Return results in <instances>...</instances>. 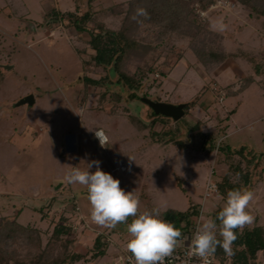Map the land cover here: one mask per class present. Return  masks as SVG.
<instances>
[{"label": "rangeland", "instance_id": "374dc122", "mask_svg": "<svg viewBox=\"0 0 264 264\" xmlns=\"http://www.w3.org/2000/svg\"><path fill=\"white\" fill-rule=\"evenodd\" d=\"M175 1L183 4L181 13L172 23H157L152 15L140 22L131 18L137 8L146 9L147 0H0V220L16 218L43 235L35 249L24 235L6 239L10 258L42 254L61 217L70 229L62 239L73 243L67 264H125L126 225L94 224L87 189L64 180L72 167L86 170L92 161L136 196L135 176L114 170L125 164L126 171L147 173L148 204L140 198V212L184 211L194 204L199 225L223 206L226 196L218 194L217 183L226 177L255 194L249 208L254 220L243 229L264 228V89L257 83L264 76L254 77L247 59L264 63L262 17L237 0ZM86 12L89 20L76 32L72 22ZM122 29L138 44L119 69L142 73L137 89L122 82L113 63L97 66L88 45L92 34ZM211 50L224 53V60L210 62ZM249 76L255 81L235 93ZM29 94L31 108L12 107ZM132 96L186 103L184 115L176 122L151 117ZM131 116L143 128L132 125ZM106 126L109 142L101 148L94 133ZM241 145L250 154L239 151ZM258 156L253 184L245 187L236 169L250 175ZM210 183L216 190L205 189ZM97 237L106 253L92 259ZM216 260L233 264L229 255ZM248 263L264 264V257L258 252Z\"/></svg>", "mask_w": 264, "mask_h": 264}, {"label": "trees", "instance_id": "16d2710c", "mask_svg": "<svg viewBox=\"0 0 264 264\" xmlns=\"http://www.w3.org/2000/svg\"><path fill=\"white\" fill-rule=\"evenodd\" d=\"M254 1H261L260 6L255 5ZM238 4L243 5L244 7L250 8L254 11L259 17H262L261 21V29L264 30V0H237ZM146 10L148 12V16L152 15L157 19H149L154 22H163L167 20L172 23L174 21V15H179L182 11L183 4L175 0H147L146 2ZM262 4V6H261ZM256 6V7H255ZM89 20V13L86 12L80 18H75L72 22L74 29L76 32L82 31L84 27H82L83 23L85 24ZM169 23V24H170ZM137 42L132 38L128 37L125 29L118 30L117 32H97L96 34H92L88 45L94 51V63L97 66H106L113 63V71L117 74L118 77L121 78L122 82L131 89H137L140 86L142 76L143 75H135L132 76L127 75L123 71L119 69L120 63L123 61L126 53L137 47ZM208 57L210 62L219 63L224 60L225 54L218 53L214 51L208 52ZM243 56L245 54L242 52ZM117 55V56H116ZM198 60L206 65V61H204L198 54L195 55ZM252 67V72L256 76L264 75V63L255 61L254 58H247ZM245 83L243 86H240L235 93L245 89L251 82H253V78L251 76L247 77L243 80ZM86 82L92 83L93 85L97 84L96 81L86 80ZM262 88H264V83H262ZM194 101V100H193ZM192 101V102H193ZM191 102V103H192ZM130 122L136 126L143 128V123L135 117H129ZM163 122L165 119H162ZM167 121V120H166ZM238 150H245L243 146H240ZM232 152H235L232 150ZM246 154H250V151L245 150ZM249 159H253V156L249 157ZM254 161V160H253ZM236 172L241 175L243 184L245 187H248L249 184V171L241 172V169H236ZM140 171L135 170L132 174L135 176L136 180L139 182L138 187L135 188V192L141 198L143 203L148 204L147 199L149 195L147 193L148 184H147V173H143L139 175ZM227 178H223L221 181L217 183V191L221 197L227 196V192L233 189H240L237 185L228 184ZM138 191V192H137ZM146 198V199H143ZM147 201V202H146ZM196 206L194 204H190L186 210L184 211H176L173 209H166L161 213V216L164 220L173 223L177 228L182 231V234L185 231V226L188 224V221L192 217H196L198 215L196 211ZM221 208H216L214 212V218L218 216ZM61 222H59V221ZM55 223L52 224L51 233L47 238L46 243L44 244L45 250L42 254H29L27 257L23 256L22 259H12L10 255H6V250L3 247L6 239L14 240V235H24L26 240L31 243L32 248H40L42 244V234L37 227L32 226H23L14 219H3L0 220V264H67L69 253L71 249V245L73 244L71 240H64L62 237L64 235H68L70 233V229L62 224L61 217ZM217 225H219V220H216ZM238 239L233 243V252L231 255V259L233 260V264H249V260H254L255 256L258 252L261 253L262 257H264V228L259 225H255L249 229L236 230ZM219 238V237H218ZM6 247V246H5ZM53 248H59V251L55 252ZM106 245L103 242V239L97 237L94 239L91 248L89 249V253L92 259H97L105 254ZM4 252V253H3ZM50 254L48 258H44V254ZM216 258L220 257L222 259L223 256H226L223 249L217 247L216 253L214 254Z\"/></svg>", "mask_w": 264, "mask_h": 264}, {"label": "clouds", "instance_id": "9594fccd", "mask_svg": "<svg viewBox=\"0 0 264 264\" xmlns=\"http://www.w3.org/2000/svg\"><path fill=\"white\" fill-rule=\"evenodd\" d=\"M148 15L146 9L137 8L131 18L140 22L139 17L147 19ZM95 137L101 148L106 147L109 137L103 129H97ZM99 164V161H92L87 164L86 170L72 167L64 180L87 189L90 219L94 224L106 228L126 225L129 239L125 247L131 253L133 264H164L165 259L185 241L188 242L189 256L199 257L203 264H208V258L216 253L217 247L231 256L234 254L232 245L238 239L236 230L243 229L254 220L249 211L254 192L233 189L227 192L216 219H207L198 225L190 239L183 237L179 228L162 218L158 207L140 212V200L134 191L122 189L120 181L102 171ZM93 166L96 167L94 172L89 170ZM216 220H219V225Z\"/></svg>", "mask_w": 264, "mask_h": 264}, {"label": "water", "instance_id": "95a60500", "mask_svg": "<svg viewBox=\"0 0 264 264\" xmlns=\"http://www.w3.org/2000/svg\"><path fill=\"white\" fill-rule=\"evenodd\" d=\"M6 69L11 68L5 67ZM131 99L137 100L138 102L142 103L149 111L151 117H163L166 119H170L173 122L178 121L184 115V107L186 103L180 104H170L166 102H160L151 100L147 97H134L132 96ZM35 103L34 97L32 94L26 95L25 97L20 98L18 101L13 103L12 107L24 106L26 105L28 108H31ZM259 156L257 159L256 164L253 166V169L249 175V184L248 187H251L254 180V168H256L257 163L259 161Z\"/></svg>", "mask_w": 264, "mask_h": 264}, {"label": "built area", "instance_id": "2783aa9c", "mask_svg": "<svg viewBox=\"0 0 264 264\" xmlns=\"http://www.w3.org/2000/svg\"><path fill=\"white\" fill-rule=\"evenodd\" d=\"M95 139L99 143L96 137ZM119 169L123 170L122 167ZM115 170L117 169L115 168ZM212 188L216 190L214 184L211 183L205 187L206 190H211ZM192 218L189 219L188 224L184 225L185 231L183 233V237H187L189 239L192 237L196 227L199 225L198 219L196 217H192ZM129 219L131 220L132 218L130 217ZM188 253H189L188 242L185 241V243L182 246L178 247L170 257H167L165 259L164 264H203V261L199 257L189 256ZM123 261L125 264H133L130 252H127ZM208 264H218V261L216 260V257L214 255L208 258Z\"/></svg>", "mask_w": 264, "mask_h": 264}, {"label": "crops", "instance_id": "0c3cea01", "mask_svg": "<svg viewBox=\"0 0 264 264\" xmlns=\"http://www.w3.org/2000/svg\"><path fill=\"white\" fill-rule=\"evenodd\" d=\"M262 76H264V75H262ZM254 77H261V76H256V75H254ZM254 77L252 76V78H253V82L255 81V79H254ZM253 82H251L246 88H248ZM259 85H260V87L262 88V83H264V82H262V81H260V80H258V82H257ZM245 88V89H246ZM245 89H243V90H245ZM262 89H264V88H262ZM242 91V90H241ZM240 92V91H239ZM239 92H237V93H239ZM133 125V124H132ZM110 128V127H109ZM101 129H108V126H106V127H102ZM137 130H139L138 128H137ZM93 133H94V130L92 131V135H93ZM242 146V145H241ZM248 149H250V148H248ZM261 161H262V159H260ZM118 165H120V166H118V167H124L125 169H123V170H120V169H118V170H114V172L115 171H119V172H129V174H132L134 171H133V169L132 170H130V171H126V168H128L125 164H118ZM117 167V166H116ZM128 170V169H127ZM110 171H111V169H110ZM139 197V196H138ZM139 199H140V197H139ZM127 251V250H126ZM128 252V251H127ZM105 253H106V251H105ZM105 255V254H104ZM112 258H113V260L115 259V258H117L115 255H113L112 256Z\"/></svg>", "mask_w": 264, "mask_h": 264}]
</instances>
